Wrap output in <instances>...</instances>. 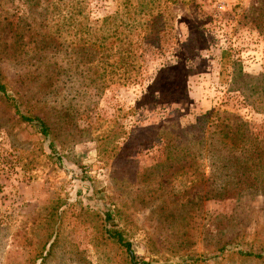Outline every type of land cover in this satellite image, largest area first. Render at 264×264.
Listing matches in <instances>:
<instances>
[{"label": "rangeland", "instance_id": "obj_1", "mask_svg": "<svg viewBox=\"0 0 264 264\" xmlns=\"http://www.w3.org/2000/svg\"><path fill=\"white\" fill-rule=\"evenodd\" d=\"M261 2L0 0V82L56 148L0 93V264H130L105 226L150 264H264L237 252L264 245V196L206 198L208 154L174 143L216 110L264 135ZM223 51L251 85L220 75ZM174 72L180 91L157 96Z\"/></svg>", "mask_w": 264, "mask_h": 264}, {"label": "trees", "instance_id": "obj_2", "mask_svg": "<svg viewBox=\"0 0 264 264\" xmlns=\"http://www.w3.org/2000/svg\"><path fill=\"white\" fill-rule=\"evenodd\" d=\"M251 8L256 13L253 20L256 23L257 21L262 23L264 21V2L256 6L252 5ZM111 19H113L111 16L103 19L104 21H108L107 24L109 26L104 29L107 34L101 35L102 40L117 35L116 27L112 26L114 23L110 21ZM259 25L256 24V26ZM228 57V52L223 51L220 75L223 77L229 72L231 75V83L244 81L246 85H251L250 79L254 80V77L244 74L241 67L236 68L233 66L232 70H227ZM113 71L115 70H111L109 73L112 74ZM124 73H126V78L124 79L129 78L131 75L129 70H124ZM173 74L170 75L171 78L169 77L162 82L159 76H156L151 84V88L156 87L157 96L165 95V92L168 94L170 91H174V94H177L180 91L182 83L184 84V82L179 80V76L175 75L176 72ZM259 76L256 77L257 80L264 78V74ZM91 80L95 81V78H91ZM245 87L248 86H242L243 89ZM252 88L257 89L258 86L252 85ZM0 93L3 95L6 103L17 114L19 120L28 125L35 126L42 136L49 139V148L55 152L56 148L51 139V131L48 124L40 117L23 111L20 108L19 101L7 94L4 84L1 82ZM263 93L257 90L256 95L263 96L264 99ZM256 109L264 110V108ZM211 127L212 129L210 130ZM182 141L197 144L200 154H208V158L211 161L210 169L216 170V186H212V188L206 190V198H222L230 192L238 198L246 192L264 196V135L257 136L251 133L247 122L243 121L237 115H231V113L225 110H216L215 115H210L209 113L202 114L196 118L193 124L182 128L176 133L174 140L175 146ZM174 149L175 147L172 146L170 159L177 158V156H173ZM194 158L196 157L194 156ZM194 158L191 156L189 159ZM111 219L112 215L107 212L105 220L110 221ZM104 235L124 251L130 264H150L149 261L138 258L132 248V243L119 228L105 226ZM224 249L225 247H221L219 250L223 251ZM237 252L242 256L259 260L264 259V245L255 246V248H249L248 250H238Z\"/></svg>", "mask_w": 264, "mask_h": 264}]
</instances>
